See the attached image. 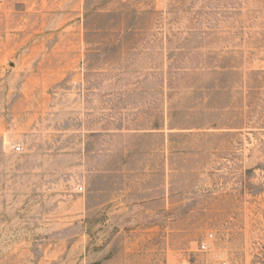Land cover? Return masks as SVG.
I'll use <instances>...</instances> for the list:
<instances>
[{"label":"rangeland","instance_id":"rangeland-1","mask_svg":"<svg viewBox=\"0 0 264 264\" xmlns=\"http://www.w3.org/2000/svg\"><path fill=\"white\" fill-rule=\"evenodd\" d=\"M0 264H264V0H0Z\"/></svg>","mask_w":264,"mask_h":264},{"label":"built area","instance_id":"built-area-1","mask_svg":"<svg viewBox=\"0 0 264 264\" xmlns=\"http://www.w3.org/2000/svg\"><path fill=\"white\" fill-rule=\"evenodd\" d=\"M14 149H15L16 151H19V150H20V146H18V145H17V146H14ZM81 189H82V188L80 187L79 190H81ZM211 238H212V234H209V235H208V238H206L205 240H203V241L201 242V244H200V248L203 249V250L207 249L208 246H209V243H210Z\"/></svg>","mask_w":264,"mask_h":264},{"label":"crops","instance_id":"crops-1","mask_svg":"<svg viewBox=\"0 0 264 264\" xmlns=\"http://www.w3.org/2000/svg\"><path fill=\"white\" fill-rule=\"evenodd\" d=\"M149 199V197H143V198H140V201H142V200H148Z\"/></svg>","mask_w":264,"mask_h":264}]
</instances>
